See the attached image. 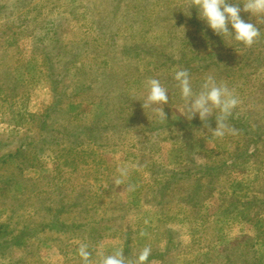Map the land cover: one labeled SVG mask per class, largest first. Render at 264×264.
<instances>
[{
    "label": "rangeland",
    "instance_id": "obj_1",
    "mask_svg": "<svg viewBox=\"0 0 264 264\" xmlns=\"http://www.w3.org/2000/svg\"><path fill=\"white\" fill-rule=\"evenodd\" d=\"M192 6L0 0V264H82V244L90 264L145 247L148 264H264V22L244 47ZM177 70L227 85L234 131L183 116ZM152 78L166 118L143 107Z\"/></svg>",
    "mask_w": 264,
    "mask_h": 264
},
{
    "label": "clouds",
    "instance_id": "obj_2",
    "mask_svg": "<svg viewBox=\"0 0 264 264\" xmlns=\"http://www.w3.org/2000/svg\"><path fill=\"white\" fill-rule=\"evenodd\" d=\"M192 8L197 9L198 17L217 36L230 38L244 47L253 46L260 38V25L264 22V0H192ZM191 8V9H192ZM242 13L248 14L249 20L242 18ZM190 11L187 15H190ZM252 19L255 23H252ZM180 97L184 102V114L192 120L196 116L207 124L210 117L215 115L216 127L208 128L210 136L222 137L234 131L227 123L239 104V98L223 83H217L212 77L205 78L201 90L194 92L190 74L186 70L174 73ZM169 103V91L157 78L147 83V95L142 102L143 107H152L157 115L166 118L164 105ZM208 127V124H207ZM121 177L127 175V169H119ZM120 181L118 180L117 183ZM78 255L82 264H90L91 253L87 245H81ZM151 248H143L130 261L123 252L117 251L102 258L100 264H148Z\"/></svg>",
    "mask_w": 264,
    "mask_h": 264
},
{
    "label": "trees",
    "instance_id": "obj_3",
    "mask_svg": "<svg viewBox=\"0 0 264 264\" xmlns=\"http://www.w3.org/2000/svg\"><path fill=\"white\" fill-rule=\"evenodd\" d=\"M66 162V161H65Z\"/></svg>",
    "mask_w": 264,
    "mask_h": 264
}]
</instances>
